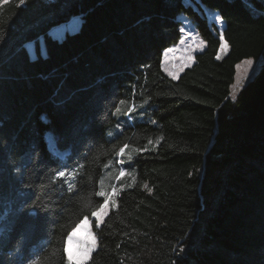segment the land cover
<instances>
[{
    "label": "trees",
    "instance_id": "trees-1",
    "mask_svg": "<svg viewBox=\"0 0 264 264\" xmlns=\"http://www.w3.org/2000/svg\"><path fill=\"white\" fill-rule=\"evenodd\" d=\"M181 14L205 46L172 78ZM245 57L261 63L233 99ZM114 183L84 264H264V0H0V264H68Z\"/></svg>",
    "mask_w": 264,
    "mask_h": 264
},
{
    "label": "rangeland",
    "instance_id": "rangeland-1",
    "mask_svg": "<svg viewBox=\"0 0 264 264\" xmlns=\"http://www.w3.org/2000/svg\"><path fill=\"white\" fill-rule=\"evenodd\" d=\"M180 17L182 18L181 36L176 43L164 48L163 54H162V62H161L162 69L164 70L165 73L170 75L172 78H177L178 75L183 71V69L189 66L194 61L195 52L202 50L205 46V40L198 34L190 18H188L184 14H181ZM79 21H80L79 16H73L67 22H64V23H61V24H58L52 27L49 32L52 36L56 38H61L66 31L75 30L79 25L78 24ZM39 45H40L41 52L44 53L42 37L39 38ZM26 47L30 55L33 57L35 55L33 42H27ZM247 60L252 61L251 66L245 63V61ZM260 63H261V58L259 57L258 58L245 57L236 64L234 82L231 85V89H230V94L232 96L238 91V89L241 87V85L244 84L246 80H248L251 76H253L256 73V71L258 70L260 66ZM124 103L125 102H121L114 110V116L117 118L119 123L117 122L116 124L109 125L107 127L106 134L109 138L113 137L117 133L118 129L116 128L118 126L121 127L124 124V120L122 118ZM131 117L133 119L140 118V116L136 114L135 110L131 112ZM47 138H48L49 145H52L53 143L51 141V138L49 137V134H47ZM127 159H129L128 156L123 157L124 164L127 163ZM111 173L112 171L109 168H105L101 176V181L105 179L106 177H110ZM121 188L122 187L119 183L117 184L114 183V185L110 189H107V188L102 189V184H101L100 191L111 194L113 189H115L116 193L118 194ZM117 194L113 196L112 198L113 202L110 204L109 209L116 205ZM87 218L89 219V221H91L90 230H91L92 236H89L88 231H87L89 226L79 227L84 220L83 218L76 225V227L69 233L66 239L65 253L67 256L68 264H70L68 260L69 253L72 255L73 259L80 256V252L78 251V245H77L78 239L80 240L87 239L88 242L92 244L94 249L97 247L96 235L94 231L92 230V223H95L94 218L92 217V214ZM69 237H71V239H69ZM93 237H94V241H93ZM91 253L89 254L88 258L85 261L89 259V257L91 256Z\"/></svg>",
    "mask_w": 264,
    "mask_h": 264
},
{
    "label": "snow or ice",
    "instance_id": "snow-or-ice-1",
    "mask_svg": "<svg viewBox=\"0 0 264 264\" xmlns=\"http://www.w3.org/2000/svg\"><path fill=\"white\" fill-rule=\"evenodd\" d=\"M21 2H23V0H21ZM220 19L221 18L217 17L218 21H220ZM221 39H223V37H221ZM217 58H219V56ZM245 63L247 65L251 66L252 61L247 60V61H245ZM237 67H239V66H237ZM233 99H235V96H233ZM127 148H128V145H124L123 147L120 148V152L118 154L121 157V159L118 161L121 164L120 178L125 177L127 175V172H128V170L123 167V156H124V153H125ZM138 151H140V150H138ZM65 175H66V173L64 171H61L58 173V176H60V177H63ZM149 191H151V189H149ZM116 194L117 193H116L115 189H113L111 194H109L107 192H103V191H98L96 193L97 197L102 199V203H100L99 207L95 211L92 212V217L94 218L96 229H100L102 227V225L105 221V218L109 215V206L113 202V199H112L113 196H115ZM90 225H91V221H89V219L87 217H85L82 224L79 227L89 226L87 231H88L89 236H92V233L90 230ZM69 239H71V237H69ZM93 241H94V237H93ZM77 245H78V251L80 252V256L73 259L72 255L69 253L68 254V260H69L70 264H84L85 260L89 256V254L95 250L93 248L92 244H90L87 239H85V240L78 239Z\"/></svg>",
    "mask_w": 264,
    "mask_h": 264
},
{
    "label": "clouds",
    "instance_id": "clouds-1",
    "mask_svg": "<svg viewBox=\"0 0 264 264\" xmlns=\"http://www.w3.org/2000/svg\"><path fill=\"white\" fill-rule=\"evenodd\" d=\"M25 264H30V261H26Z\"/></svg>",
    "mask_w": 264,
    "mask_h": 264
},
{
    "label": "bare ground",
    "instance_id": "bare-ground-1",
    "mask_svg": "<svg viewBox=\"0 0 264 264\" xmlns=\"http://www.w3.org/2000/svg\"><path fill=\"white\" fill-rule=\"evenodd\" d=\"M133 108H134V107H133ZM133 108H132V109H133Z\"/></svg>",
    "mask_w": 264,
    "mask_h": 264
}]
</instances>
